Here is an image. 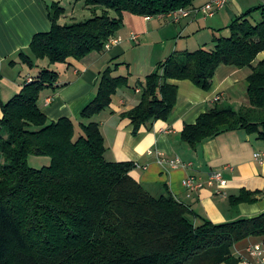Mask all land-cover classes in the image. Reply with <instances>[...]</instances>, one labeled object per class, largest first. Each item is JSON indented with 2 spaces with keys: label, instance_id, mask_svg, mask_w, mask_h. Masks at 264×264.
Returning <instances> with one entry per match:
<instances>
[{
  "label": "trees",
  "instance_id": "obj_1",
  "mask_svg": "<svg viewBox=\"0 0 264 264\" xmlns=\"http://www.w3.org/2000/svg\"><path fill=\"white\" fill-rule=\"evenodd\" d=\"M93 16L60 24V2L49 5L51 28L34 34L22 63L35 69L19 92L1 103L0 118V264H220L230 261L234 244L264 235V211L224 223L203 219L166 193L154 196L135 180L131 161H107L99 124L94 117L107 109L127 77L114 75L115 62L99 75L96 95L80 112L78 124L69 117L48 120L39 106L40 93L53 87L56 70L40 67L82 59L101 52L123 24V14L155 16L186 8L193 0H84ZM261 12L257 24L249 18ZM111 11L113 14H111ZM100 12V13H98ZM229 36H216L212 48L173 52L136 84L140 102L122 114L133 133L154 119H166L177 86L188 79L209 89L220 64L249 68L248 105L234 110L225 104L200 114L186 125L181 138L190 145L221 132L243 129L264 139V4L235 17ZM219 103V102H218ZM76 125L81 133L75 137ZM30 155L47 156L40 168ZM246 192L230 197L232 205L254 201ZM233 262V261H231Z\"/></svg>",
  "mask_w": 264,
  "mask_h": 264
},
{
  "label": "crops",
  "instance_id": "obj_2",
  "mask_svg": "<svg viewBox=\"0 0 264 264\" xmlns=\"http://www.w3.org/2000/svg\"><path fill=\"white\" fill-rule=\"evenodd\" d=\"M63 0H0V118L1 103L8 101L33 75L22 63L20 52L28 47L36 33L51 28L49 5ZM206 0H193L198 7ZM264 4V0H229L213 15L203 13L179 17L167 14L140 16L123 14V24L115 36L120 42L101 52H91L82 59H68L58 69L59 78L53 87L39 96V106L48 120L69 117L79 122L81 110L94 99L100 72L113 62L119 64L114 75L127 77L128 86L118 88L107 109L99 112L98 122L107 161H131L135 164L132 177L154 196L169 193L187 205L194 223L208 219L224 223L249 218L264 211V139L243 129L224 131L196 145L181 138L186 125L194 124L198 116L218 104L234 110L248 105L246 78L249 68L220 64L215 69L211 87L207 90L188 79L170 80L176 84V101L166 119H154L142 124L133 133L131 120L122 114L140 102L138 82L155 69L158 62L173 52L212 48L213 39L228 31L231 21L245 11ZM261 18L259 10L251 15ZM264 58V52L258 59ZM219 96L216 100L215 97ZM219 102V103H218ZM178 158L180 164L171 166ZM219 171L225 185L208 183L212 172ZM189 176L203 183L196 190L188 189L183 180ZM252 193L254 201L236 205L231 196ZM254 244L264 246V235L251 236L236 242L230 261L220 264H260L249 252ZM233 261V262H231Z\"/></svg>",
  "mask_w": 264,
  "mask_h": 264
},
{
  "label": "built area",
  "instance_id": "obj_3",
  "mask_svg": "<svg viewBox=\"0 0 264 264\" xmlns=\"http://www.w3.org/2000/svg\"><path fill=\"white\" fill-rule=\"evenodd\" d=\"M229 0H206L202 5L198 7H192L190 9L188 8H178L175 10H172L167 13V15H170L174 17L176 20L179 17H185L188 15L196 14V13H203L204 15H213L218 10L222 9ZM120 37L118 36H111L107 39L105 42V49L110 48L112 45L117 44L120 42ZM216 100L219 99V96L215 97ZM254 157L259 160L260 162H264V159L261 157L260 153H255ZM171 166H177L180 164V160L178 158L170 160ZM214 182H217L220 186L225 185V180L221 177V174L219 171H214L210 174L208 183L213 184ZM183 184L191 190H196L198 188H201L203 186V183L200 180L195 179L192 176H189L183 180ZM249 252L256 256L260 262V264H264V246L261 244H254L249 247Z\"/></svg>",
  "mask_w": 264,
  "mask_h": 264
},
{
  "label": "rangeland",
  "instance_id": "obj_4",
  "mask_svg": "<svg viewBox=\"0 0 264 264\" xmlns=\"http://www.w3.org/2000/svg\"><path fill=\"white\" fill-rule=\"evenodd\" d=\"M199 1V0H198ZM61 5L65 8V14L59 19L60 24L72 23L78 21H84L93 16L92 11L85 7L84 0H63ZM100 13V12H98ZM111 14L113 12L111 11ZM249 18L251 24H257L260 18ZM222 36H229V31L222 34ZM40 67H48L49 69L58 70L61 69V63L49 64L47 59L39 60ZM36 69V68H35ZM35 69L31 70V74L35 73ZM81 133L80 128L76 125L75 137ZM50 163V158L47 156L30 155L28 157V164L34 168H40Z\"/></svg>",
  "mask_w": 264,
  "mask_h": 264
}]
</instances>
